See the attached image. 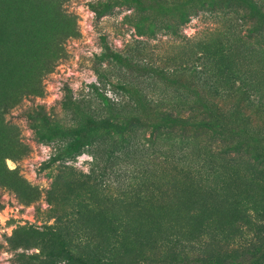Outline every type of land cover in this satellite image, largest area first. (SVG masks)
<instances>
[{"label": "rangeland", "instance_id": "1", "mask_svg": "<svg viewBox=\"0 0 264 264\" xmlns=\"http://www.w3.org/2000/svg\"><path fill=\"white\" fill-rule=\"evenodd\" d=\"M3 101L0 264H264V0H0Z\"/></svg>", "mask_w": 264, "mask_h": 264}, {"label": "trees", "instance_id": "2", "mask_svg": "<svg viewBox=\"0 0 264 264\" xmlns=\"http://www.w3.org/2000/svg\"><path fill=\"white\" fill-rule=\"evenodd\" d=\"M108 50H109V48H108ZM111 51V50H110ZM112 52H110V54H111ZM113 55V57L114 58H116L117 60H121V57L120 56H118L117 54H112ZM10 103H9V101H3V102H0V126H4V125H6L5 124V115L6 114H8L9 113V109H10ZM90 124H92V122H90ZM7 127H9L8 125H6ZM10 128H12V127H10ZM13 129H15L14 127H13ZM18 133L16 132L15 133V135H14V140H15V143H19V138H18ZM84 146V142H83V140H79V141H77V142H75L74 144H72L71 145V148L73 149V150H78V149H80L81 147H83ZM81 263L82 264H89L88 262H86V261H83V260H81Z\"/></svg>", "mask_w": 264, "mask_h": 264}]
</instances>
